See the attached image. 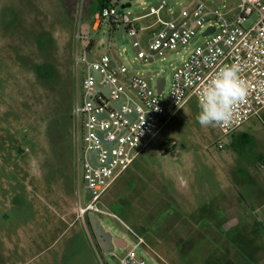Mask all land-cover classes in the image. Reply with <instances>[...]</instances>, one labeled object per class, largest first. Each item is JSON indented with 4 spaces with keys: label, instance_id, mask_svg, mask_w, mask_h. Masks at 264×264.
<instances>
[{
    "label": "rangeland",
    "instance_id": "374dc122",
    "mask_svg": "<svg viewBox=\"0 0 264 264\" xmlns=\"http://www.w3.org/2000/svg\"><path fill=\"white\" fill-rule=\"evenodd\" d=\"M162 0H130L132 17ZM170 20L191 1L165 0ZM232 15L239 0H205ZM264 1V0H263ZM91 5V6H90ZM98 0H0V264H119L143 238L147 264H264V128L250 119L232 134L202 127L197 98L188 96L134 163L102 197L106 230L128 245L105 254L75 207L89 191L74 164V15L96 12ZM90 6V7H89ZM120 8V5H118ZM88 15L86 16V14ZM140 24H146L141 20ZM109 25L90 29L93 52L109 43ZM112 48L150 81L166 79L200 33L164 59H134L125 26ZM147 30H139L147 50ZM221 142L223 146L217 147Z\"/></svg>",
    "mask_w": 264,
    "mask_h": 264
},
{
    "label": "built area",
    "instance_id": "2783aa9c",
    "mask_svg": "<svg viewBox=\"0 0 264 264\" xmlns=\"http://www.w3.org/2000/svg\"><path fill=\"white\" fill-rule=\"evenodd\" d=\"M129 1L108 0L86 19H82L79 8L73 18L74 164L77 187L81 182L89 191L87 198H78L76 203V215L82 221L88 214L98 218L111 214L102 203L104 194L187 97L197 98L201 86L225 65H240L249 92L231 126H217L219 132L230 135L252 118L259 120L264 128L263 0H239L232 15L205 0H195L170 20L160 15L167 4L162 0L158 7L149 6L143 15L151 16L147 50L141 47L138 18L121 7ZM84 24L88 25L87 33L82 31ZM102 25L111 28L109 43L103 53L95 54L90 29L97 31ZM117 25L125 26L126 34L132 38L134 59L146 63L154 61L155 56L164 59L166 51L184 47L199 33L205 39L191 48L172 71L169 88L166 90L164 78L163 88L158 92L156 81L155 84L150 81L151 72L141 74L121 58L127 52L126 47L117 51L112 48V31ZM209 28L212 30L204 34ZM222 146L221 142L217 143L218 148ZM131 233L134 241L117 256L119 264H147L138 252L143 238Z\"/></svg>",
    "mask_w": 264,
    "mask_h": 264
},
{
    "label": "clouds",
    "instance_id": "9594fccd",
    "mask_svg": "<svg viewBox=\"0 0 264 264\" xmlns=\"http://www.w3.org/2000/svg\"><path fill=\"white\" fill-rule=\"evenodd\" d=\"M241 71L238 63L225 65L201 86L197 93L196 120L202 127L231 126L249 92Z\"/></svg>",
    "mask_w": 264,
    "mask_h": 264
},
{
    "label": "water",
    "instance_id": "95a60500",
    "mask_svg": "<svg viewBox=\"0 0 264 264\" xmlns=\"http://www.w3.org/2000/svg\"><path fill=\"white\" fill-rule=\"evenodd\" d=\"M218 3H220V0H218ZM129 6L130 2H126L121 5L122 8ZM211 30L212 28H209L206 32H204V34L209 33ZM82 31L83 33L88 32L87 24H84ZM95 75L97 76V72ZM147 75H149V72ZM164 82V77H158L156 79V88L158 92H160V90L163 88ZM87 220L89 221L98 246L105 254L112 253L115 248H124L126 246V242L121 237L113 235L109 230L104 228L98 216L95 214H88Z\"/></svg>",
    "mask_w": 264,
    "mask_h": 264
},
{
    "label": "crops",
    "instance_id": "0c3cea01",
    "mask_svg": "<svg viewBox=\"0 0 264 264\" xmlns=\"http://www.w3.org/2000/svg\"><path fill=\"white\" fill-rule=\"evenodd\" d=\"M90 6H91V5H90ZM90 6H89V7H90ZM144 14H145V13H143V14H141V15H137V16H135V17L138 18L137 21H136V23H137V25H138V28H140V30H147V31H148V28H147V27H148V25H149V23H150V21H151V16H147V17H146V16H143ZM87 15H88V13L86 14V16H87ZM86 18H87V17H85L84 19H86ZM141 20H146V24H140L139 22H140ZM83 26H84V25H81L82 30H83ZM74 29H75V24H74ZM133 163H134V162H133ZM133 163H132V164H133ZM132 164H131V165H132ZM120 177H121V176H120ZM120 177H119V178H120ZM119 178H118V179H119ZM118 179H117V180H118ZM117 180H116V181H117ZM75 211H76V207H75Z\"/></svg>",
    "mask_w": 264,
    "mask_h": 264
},
{
    "label": "trees",
    "instance_id": "16d2710c",
    "mask_svg": "<svg viewBox=\"0 0 264 264\" xmlns=\"http://www.w3.org/2000/svg\"><path fill=\"white\" fill-rule=\"evenodd\" d=\"M107 1H108V0H98L99 5H98L97 9L100 8L101 6H103L104 3L107 2ZM87 221H88V220H87ZM88 222H89V221H88Z\"/></svg>",
    "mask_w": 264,
    "mask_h": 264
},
{
    "label": "flooded vegetation",
    "instance_id": "af4514ba",
    "mask_svg": "<svg viewBox=\"0 0 264 264\" xmlns=\"http://www.w3.org/2000/svg\"><path fill=\"white\" fill-rule=\"evenodd\" d=\"M72 1L74 2L75 0H70V3H71ZM86 220H87V217H86ZM87 223H88V225H90L88 221H87ZM93 234H94V233H93ZM94 237H95V236H94ZM95 239H96V238H95ZM96 242H97V241H96ZM97 245H98V244H97ZM98 247H99V246H98ZM99 249H100V247H99ZM100 250H101V249H100ZM101 251H102V250H101Z\"/></svg>",
    "mask_w": 264,
    "mask_h": 264
}]
</instances>
